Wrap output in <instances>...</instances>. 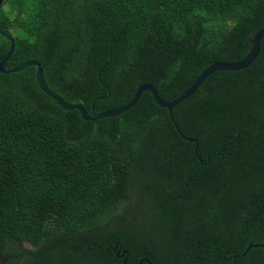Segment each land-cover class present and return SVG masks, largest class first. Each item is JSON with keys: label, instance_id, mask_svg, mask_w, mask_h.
I'll use <instances>...</instances> for the list:
<instances>
[{"label": "trees", "instance_id": "1", "mask_svg": "<svg viewBox=\"0 0 264 264\" xmlns=\"http://www.w3.org/2000/svg\"><path fill=\"white\" fill-rule=\"evenodd\" d=\"M0 27L16 29L5 67L39 61L91 113L142 82L172 100L241 59L264 0H8ZM34 70L0 72L1 264H121L120 247L125 264H264L263 247L245 252L264 243V37L248 67L212 72L172 109L196 151L149 91L83 120Z\"/></svg>", "mask_w": 264, "mask_h": 264}, {"label": "water", "instance_id": "2", "mask_svg": "<svg viewBox=\"0 0 264 264\" xmlns=\"http://www.w3.org/2000/svg\"><path fill=\"white\" fill-rule=\"evenodd\" d=\"M8 0H0V8H2ZM0 35L3 36L8 40V49L6 53L0 57V72L4 74H8L11 72H16L23 70L27 68L28 66H34L35 71H34V77L35 81L37 82L39 88L48 96H50L52 99L56 101V103L63 109L65 110H73L77 109L79 112L80 117L83 120H89V121H94L100 118L104 117H111V116H116L119 115L120 113L128 110L131 108L139 99L141 93L144 90H147L150 92L152 95L154 101L167 109L169 118L171 119L175 129L178 131L180 136H182L184 139H186L189 142H195V151L197 150V145L198 141L194 137H189L184 135L178 124L173 118L172 114V109L191 96L197 88L201 85V83L212 73L215 71H237L244 69L248 67L257 57L259 51H260V44H261V39L264 37V27L256 30L253 32L249 37H248V48L244 56L237 60V61H213L210 63L205 69H203L193 80V82L178 96L173 98L172 100H165L163 99L157 92L156 88L148 82H142L136 86V89L131 96V98L123 105L119 107H114V108H108L105 110H102L100 112H95L93 111V106H94V101L97 98H101L103 96H98L96 99L93 101L92 104V112L88 113L84 106L81 103L78 102H68L64 100L61 96L56 94L54 91H52L46 84L44 78H43V68L41 67V64L39 61L34 60V59H29L20 63H17L11 67H5V62L8 60L10 57L13 48H14V38L13 34L11 33L10 30L7 28H2L0 27ZM117 246V244H115ZM250 247H263L264 248V243H255V244H249L245 250V252L250 248ZM244 252V253H245ZM146 261L148 264H152L151 261L148 258H142L139 261V264H142V261Z\"/></svg>", "mask_w": 264, "mask_h": 264}, {"label": "flooded vegetation", "instance_id": "3", "mask_svg": "<svg viewBox=\"0 0 264 264\" xmlns=\"http://www.w3.org/2000/svg\"><path fill=\"white\" fill-rule=\"evenodd\" d=\"M6 5V4H5ZM4 5V6H5ZM3 6V7H4ZM35 71V70H34ZM115 244H117V243H115ZM115 244H114V246H115ZM250 244H255V243H250ZM249 245V244H248ZM117 246H118V244H117ZM117 246H115V248L117 247ZM126 249H122V247H120L119 249H117V257L118 258H120L121 260H122V262H121V264H125L126 263V259H127V255H125L126 254ZM0 257H1V255H0ZM143 258H147V257H143ZM144 261V260H143ZM1 264V263H0Z\"/></svg>", "mask_w": 264, "mask_h": 264}, {"label": "rangeland", "instance_id": "4", "mask_svg": "<svg viewBox=\"0 0 264 264\" xmlns=\"http://www.w3.org/2000/svg\"><path fill=\"white\" fill-rule=\"evenodd\" d=\"M15 32H16V29H15V28L11 30V33H12V34H14ZM24 244H25V246H26L27 248H32L31 244L26 243V242H25Z\"/></svg>", "mask_w": 264, "mask_h": 264}]
</instances>
